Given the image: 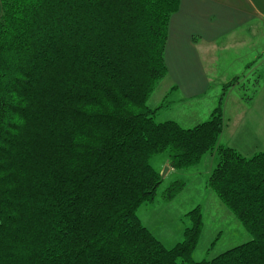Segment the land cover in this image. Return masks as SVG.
Wrapping results in <instances>:
<instances>
[{"label": "trees", "instance_id": "obj_1", "mask_svg": "<svg viewBox=\"0 0 264 264\" xmlns=\"http://www.w3.org/2000/svg\"><path fill=\"white\" fill-rule=\"evenodd\" d=\"M179 2L0 0V264H264V150L220 143L239 77L192 127L148 104ZM163 151L174 169L216 154L207 184L250 240L193 260L199 206L175 246L154 236L137 208L157 194L150 158Z\"/></svg>", "mask_w": 264, "mask_h": 264}, {"label": "crops", "instance_id": "obj_2", "mask_svg": "<svg viewBox=\"0 0 264 264\" xmlns=\"http://www.w3.org/2000/svg\"><path fill=\"white\" fill-rule=\"evenodd\" d=\"M220 50L248 57L245 73L256 84L248 98L233 95L243 77L224 80L214 70ZM165 59L164 99L171 100L163 107L199 106L197 116L203 118L196 124L209 118L224 82L239 77L223 97L220 143L247 157L264 150V0H180L170 19Z\"/></svg>", "mask_w": 264, "mask_h": 264}, {"label": "rangeland", "instance_id": "obj_3", "mask_svg": "<svg viewBox=\"0 0 264 264\" xmlns=\"http://www.w3.org/2000/svg\"><path fill=\"white\" fill-rule=\"evenodd\" d=\"M218 55V62L214 60V64H212L214 70L216 72L218 70V76L224 80L232 79L236 75L243 77L242 82L237 84L234 89L233 95L236 97L242 94L248 98V95L256 90L254 89L256 86L253 83L254 80H248L245 73L244 64L248 61V57H239L240 53L226 50H220ZM164 83L162 79L148 99V104L154 108L162 106L156 114V120H175L185 128L199 122L197 120L203 118L197 116L199 106L181 105L176 102L163 107L171 100L169 97L164 99L166 91ZM226 83L224 82V84ZM217 87L220 90L221 86ZM218 92L220 93V91ZM171 97L175 98V95L173 94ZM167 163V151L155 154L150 158V164L160 175L163 174L165 166H169ZM216 163V154L207 153L194 166L186 169H168L162 177L154 200L144 202L137 208L141 222L166 248H172L183 240L185 229L193 224L188 213L199 206L202 223L192 252V259L196 261L210 260L229 248L247 242L252 237L239 218L207 184ZM175 181H183V188L172 198L165 199L163 197L165 190Z\"/></svg>", "mask_w": 264, "mask_h": 264}, {"label": "water", "instance_id": "obj_4", "mask_svg": "<svg viewBox=\"0 0 264 264\" xmlns=\"http://www.w3.org/2000/svg\"><path fill=\"white\" fill-rule=\"evenodd\" d=\"M168 169H169V166L166 165L164 168L163 174L161 175V178L165 175V173L168 171Z\"/></svg>", "mask_w": 264, "mask_h": 264}]
</instances>
